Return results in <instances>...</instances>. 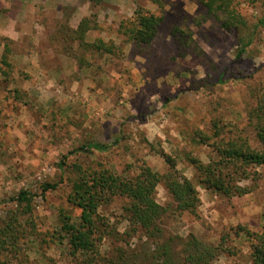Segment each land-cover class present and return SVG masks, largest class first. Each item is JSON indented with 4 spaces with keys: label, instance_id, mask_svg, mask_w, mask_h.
<instances>
[{
    "label": "rangeland",
    "instance_id": "1",
    "mask_svg": "<svg viewBox=\"0 0 264 264\" xmlns=\"http://www.w3.org/2000/svg\"><path fill=\"white\" fill-rule=\"evenodd\" d=\"M162 1L160 8L151 0H105L100 6L87 0H0V224L11 211L19 212L11 199L22 190L35 195L33 217L42 233L59 228L61 211L77 218L79 209L67 202L70 165L132 178L143 166L164 175L172 159L178 173L197 185L201 202L196 214L175 213L172 197L159 185L156 199L170 208L161 221L164 239H173L179 253L190 233L215 244L227 235L235 255H223L214 264H252L250 242L235 229L260 232L264 227V166L240 184L251 187L250 194L228 199L199 185L191 160L219 159L197 137L211 134L214 121L226 127L225 136L232 131L253 138L249 115L256 107L255 92L264 90V29L238 60L235 36L198 0ZM233 6L251 25L262 15L257 0H233ZM138 7L164 19L149 45L119 32ZM84 18L100 27L88 41L113 42V54L87 52L74 43L71 56L53 47L60 22L77 28ZM176 29L185 37L175 36ZM95 143L109 148L101 153L85 148ZM63 161L68 167L61 170ZM49 182L60 185L42 196L41 185ZM126 204L115 198L101 210L115 235L124 234L128 242L106 237L102 252L109 256L114 246L132 252L146 243L128 224ZM31 239L21 242L22 256L0 253V264L77 263L65 244L50 242L39 253L32 243L23 244Z\"/></svg>",
    "mask_w": 264,
    "mask_h": 264
},
{
    "label": "trees",
    "instance_id": "2",
    "mask_svg": "<svg viewBox=\"0 0 264 264\" xmlns=\"http://www.w3.org/2000/svg\"><path fill=\"white\" fill-rule=\"evenodd\" d=\"M87 1L100 6L105 0ZM151 1L160 8L163 6L162 0ZM257 1L261 3L262 15L251 25L233 6V0H198L208 15L218 19L221 28L235 36L238 60L242 59L255 42L258 29H264V0ZM163 20V17L138 7L131 19L121 22L119 32L129 41L149 45L155 40ZM99 29L98 23L91 18H84L77 28H72L68 22H60L52 37V45L56 50L61 48L63 54L71 56H74V43L87 52L113 54L116 49L113 42L107 43L102 39L88 41L89 33ZM179 33L183 35L180 29L173 32L175 36ZM6 51L8 52L7 48ZM2 64L9 67L6 59H3ZM255 97L256 107L249 115L254 129L253 138L232 131H228V136H225L227 129L218 121L213 122L211 134L197 133L199 142L213 147L219 158L208 164L196 159L191 160L198 171V183L205 190L228 199L243 197L252 192L251 187L240 184L251 179L254 170L264 166V90L255 92ZM85 148L101 153L109 147L95 143ZM167 162L170 163V171L164 175L143 166L132 178L106 168L92 170L84 169L78 164L70 165L71 174L68 181L71 191L67 202L79 209L80 215L73 218L66 211H61L59 228L49 233L50 235L38 229L33 217L32 204L35 195L27 190L20 191L11 199V202L18 205L19 212L11 211L8 221L0 224V253L10 251L16 256H22L24 249L21 242L32 237L33 239L23 244L32 243L39 253L40 248L50 242L56 245L65 244L69 256L76 260V264H214L223 255H235L228 247L227 235L215 244L204 242L190 233L182 239L179 253L175 252L173 239H164L161 221L170 208L157 201L158 186L163 184L172 197L175 213L196 214L201 202L197 185L178 173L172 159ZM59 167L61 170L68 167L66 161L61 162ZM59 185L60 183H43L41 195L57 190ZM115 198L127 201L124 207L126 220L135 233L142 234L146 243L142 249L132 252L123 245L114 246L113 254L109 256L102 252L106 237L114 236L119 242L128 244L124 234L115 235V226L101 213ZM24 225L27 227H23ZM242 234H245L250 242L252 264H264V227L260 232L251 231L244 226L237 227L235 235ZM47 236H50L49 240Z\"/></svg>",
    "mask_w": 264,
    "mask_h": 264
}]
</instances>
